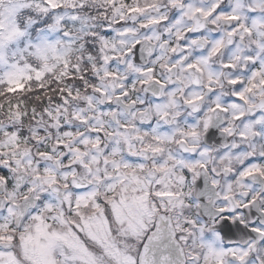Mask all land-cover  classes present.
<instances>
[{"label":"clouds","instance_id":"1","mask_svg":"<svg viewBox=\"0 0 264 264\" xmlns=\"http://www.w3.org/2000/svg\"><path fill=\"white\" fill-rule=\"evenodd\" d=\"M0 264H264V0H0Z\"/></svg>","mask_w":264,"mask_h":264},{"label":"snow or ice","instance_id":"2","mask_svg":"<svg viewBox=\"0 0 264 264\" xmlns=\"http://www.w3.org/2000/svg\"><path fill=\"white\" fill-rule=\"evenodd\" d=\"M237 87H239V85H237ZM224 229L226 232L230 233L231 232V226L227 224V222H225L224 224Z\"/></svg>","mask_w":264,"mask_h":264}]
</instances>
